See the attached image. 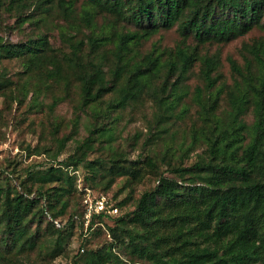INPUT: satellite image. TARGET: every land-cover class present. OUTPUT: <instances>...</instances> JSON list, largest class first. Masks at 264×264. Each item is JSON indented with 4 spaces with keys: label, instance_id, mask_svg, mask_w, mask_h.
<instances>
[{
    "label": "trees",
    "instance_id": "trees-1",
    "mask_svg": "<svg viewBox=\"0 0 264 264\" xmlns=\"http://www.w3.org/2000/svg\"><path fill=\"white\" fill-rule=\"evenodd\" d=\"M61 4L66 10L72 8L70 0H61ZM98 7L139 28L117 33L116 62L108 72L97 58H83L84 40L71 42L69 61L80 81L81 102L93 107L97 118L103 112L96 107L97 103L121 82L125 72L121 95L109 105V111L145 92L153 96L159 118H164L187 92L184 86L198 59L195 50L187 45H178L166 59L152 52L129 65L127 54L131 43H138L159 27L178 24L184 38L193 34L199 42L227 40L255 25L264 29V0H92L81 14V19L91 28ZM94 32L88 36L92 51L110 37L106 30L100 34ZM39 48V43L10 45L0 41V53L6 51L11 56L31 53L28 66L34 65L33 60L45 57L38 53ZM245 48L249 53L245 67L234 58L229 59L237 77L229 90L230 106L226 113L216 111L219 91L214 92L220 54L200 56L204 86H196L195 99L201 104L206 126L194 140L204 139L208 155L200 154L191 167L173 168L178 178L161 173L156 186L141 194L136 208L118 216L117 224L110 226L115 238L128 237L127 247L142 257L149 256L156 264H264V37ZM156 76L160 82L153 85ZM56 103L54 100L51 106ZM250 107L254 120L248 124L245 115ZM246 134L250 140L245 144ZM99 136H106L111 145L112 132L105 126H95L80 143V154L73 153L40 171L37 189L20 188L11 196L12 192L4 194L0 188V231H4V236L0 234V264H4L5 258L2 245L5 252L21 253L35 248L44 221L52 235L47 244L51 256L62 253L63 244L72 234L70 226L79 223L74 210L66 215L69 207L66 197L74 191V177L63 165L85 162L86 154ZM68 139L69 135L60 138L61 149ZM87 167L91 172L86 176L88 180L102 173L96 161H89ZM103 173L109 175L104 186L107 190L116 176L137 177L139 169L115 159ZM54 219L60 220L62 226ZM32 223L38 225V231L32 230ZM106 259L120 263L116 254L105 250L85 264H106ZM75 262L80 264L78 260Z\"/></svg>",
    "mask_w": 264,
    "mask_h": 264
},
{
    "label": "rangeland",
    "instance_id": "rangeland-1",
    "mask_svg": "<svg viewBox=\"0 0 264 264\" xmlns=\"http://www.w3.org/2000/svg\"><path fill=\"white\" fill-rule=\"evenodd\" d=\"M70 1L72 8L66 10L61 0H0V41L10 45L39 43L37 51L41 56L45 55L41 60H33V66H28L31 53L16 56L6 51L0 53V188L4 194L12 192L11 196L20 188L37 189L40 171L73 153L80 154V143L95 126H105L112 132L113 139L109 145L106 136L97 137L85 162L63 165L74 177V191L66 197L69 200L66 215L74 210L79 223L76 221L77 225L70 226L72 234L63 244L62 253L51 256L47 244L52 235H49L50 230L46 229L44 221L41 231L37 230L36 223H32V230L39 234L35 248L16 253L5 252L6 247L2 245L3 261L4 264H76L75 260H78L85 264L96 253L108 250L120 258L119 264H156L149 256L142 257L127 247L128 237L115 238L110 226L117 224L118 216L136 208L141 194L156 186L161 173L178 178L173 168L191 167L200 154L208 155L204 139L194 140L200 129L206 126L201 104L195 99L196 86H204L200 56L214 52L220 54L221 65L217 70L214 92L219 91L216 111L226 113L230 106L229 90L237 77L229 59L234 58L245 67L249 55L245 45L262 39L264 29L255 25L227 40L199 42L193 34L184 38L178 24L159 27L138 43H131L127 54L129 65L152 52L166 59L178 45H187L198 55L184 86L187 92L178 98L164 118H159V108L153 96L145 92L124 106L109 111V105L121 95V86L126 82L125 72L121 82H117L114 89L97 103L96 107L103 110L101 117L97 118L94 108L81 102L80 81L69 61L71 42L84 40L83 58H97L108 72L116 62L117 33L139 27L98 7L91 28L81 19V14L92 0ZM104 30L110 37L92 51L88 36L93 31L100 34ZM159 82L157 76L152 80L153 85ZM205 94L209 96L206 90ZM54 100L57 103L51 106ZM245 118L248 124L253 122L252 107ZM65 135L70 139L61 149L59 140ZM249 140L250 135L246 134L244 143ZM115 159L138 168L139 174L137 177L118 175L111 187L104 190L109 179V175L103 173L104 168ZM92 160L100 164L102 173L96 179L88 180L86 176L91 172L87 163ZM88 190L91 196L107 194L119 210L112 215L94 217L92 226L86 230L83 197ZM3 232L0 231L2 236ZM82 245L85 246L83 251ZM105 261L106 264H117Z\"/></svg>",
    "mask_w": 264,
    "mask_h": 264
},
{
    "label": "built area",
    "instance_id": "built-area-1",
    "mask_svg": "<svg viewBox=\"0 0 264 264\" xmlns=\"http://www.w3.org/2000/svg\"><path fill=\"white\" fill-rule=\"evenodd\" d=\"M89 191L90 190H88L83 197V204L85 206L83 222L85 223L86 230L92 226L91 223L94 217L112 215L119 210L117 205L111 203L107 194L100 193L97 196H91ZM76 216L78 217V215ZM50 217L52 218L51 215ZM54 221L58 226H62L63 224L58 219H54Z\"/></svg>",
    "mask_w": 264,
    "mask_h": 264
}]
</instances>
